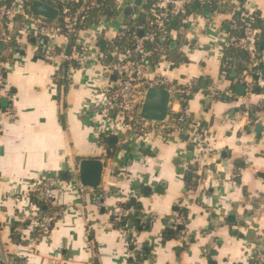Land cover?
I'll return each instance as SVG.
<instances>
[{"label": "crops", "instance_id": "crops-1", "mask_svg": "<svg viewBox=\"0 0 264 264\" xmlns=\"http://www.w3.org/2000/svg\"><path fill=\"white\" fill-rule=\"evenodd\" d=\"M9 1L17 10L9 31L22 37V47L20 57L7 62L12 97L0 100V264H257V255L264 253V179L259 177L264 131L256 130L264 125L242 113L244 106L262 107L264 85L255 80L249 102L234 107L226 93L238 95L243 75L223 74L222 46L236 35L231 34L233 22L242 14L258 13L264 23V0H220L213 9L188 8L179 28L171 30L153 67L192 87L184 106L170 105L175 114L187 108L192 126L169 141L145 139L133 130L114 132L98 105L108 59L71 64L62 77L63 65L47 59L40 33L30 30L27 37L20 32L26 0ZM135 1L121 0L112 18L94 22L74 43L73 37L52 31V45L75 56L83 49L106 56L128 22L150 19L142 3L133 16H125ZM100 40L107 42L104 48ZM260 54L264 62V48ZM188 129L205 133L213 148L210 158H203ZM85 159L105 165L98 189L80 183L79 165ZM47 178L57 181L54 204L65 211L31 244L26 241L36 210L31 193ZM121 207L133 219L128 227L134 233L122 232L113 222L111 212ZM178 214L184 217L185 240L172 229Z\"/></svg>", "mask_w": 264, "mask_h": 264}, {"label": "built area", "instance_id": "built-area-1", "mask_svg": "<svg viewBox=\"0 0 264 264\" xmlns=\"http://www.w3.org/2000/svg\"><path fill=\"white\" fill-rule=\"evenodd\" d=\"M75 1L77 3L76 10L72 11L68 7H63L62 11L60 10L63 16V29L68 38L79 36L83 32H86L87 28L83 29L82 27L87 23L90 13L102 6L101 0ZM148 2H152V8H154L151 10V13H157L158 15V20L156 22L157 27L163 30L164 32L162 33L168 37L169 33L166 31L167 28H165V26L173 16L176 17L180 14H185L187 6L191 4H210L211 0H141V3L146 6ZM119 6L120 1L116 3V10ZM26 14L27 12L25 13L24 11L25 22L20 32L22 34H28L27 37H31L29 34L32 31H34V34L39 32L40 34L36 35L44 40L43 48L48 60H59L62 65L69 64V66H71V64H86L89 62L103 63L106 59L110 60L106 66L107 81L99 92L98 105L102 107L103 112L112 122V130L114 132L133 130L145 139L158 138L163 141H169L189 126L191 123V116L187 108H183L182 112L175 114L171 111L170 107V114L167 120L162 123L148 121L141 116L145 95L149 88L169 90L172 94V100L176 93L184 94L187 97L192 96V87L190 85L182 87L180 84L167 78L166 75L154 70L151 61L153 51L147 49L146 45L155 42L159 31L153 32L146 30L138 21H132L134 24L133 35L135 37V48L132 51L125 50L119 52L115 48L111 55L107 54L104 57H99L93 56L89 53L88 49H83L80 51V54L75 56L74 54H66L62 49L57 50V46L52 45V31L56 30L58 34L63 35L60 28H47V26H44L43 19ZM16 15L17 10L15 7L0 4V52L2 53V55L0 53V100L2 96L12 97L6 83V70L8 65L6 58H19L18 50L22 47V37L20 35H13L9 31L10 25L14 21ZM238 21L233 22V27L235 29H241V33L238 35H231L227 42H223V50L225 47H235L239 51L248 54L251 62L256 64L259 57L257 35L260 29L255 25V18L251 14H242L240 21ZM125 34V29L120 30L116 39L123 38ZM2 45L5 46L4 52L1 50ZM115 58L117 59L115 60ZM256 75L259 77L258 82H262L261 84L263 86L264 69H260ZM111 76H116V81H111ZM240 83L245 86L244 95L238 96L234 91L226 93V96L231 99L232 105L236 108H241L242 104L249 102V99L254 95L256 90L255 82L251 80L248 74L241 77ZM174 101V103L183 105L180 101ZM244 107L245 110H243L242 114L244 116H250L249 109L246 108V106ZM254 123H261L264 125V109L255 114ZM191 126L192 125L189 126V129ZM189 129L187 131H189L192 138L191 140L198 146L199 150L202 152L203 158H210L213 154V148L205 136V133L196 131V129L191 132ZM203 183H205V181ZM55 185L56 182H53V179H46L41 182V184H38V186L36 185L33 191H35L34 193L37 195L38 199L41 201L42 199H49L52 204L56 201V194L53 189ZM85 191L86 189L83 188L82 193L85 194ZM61 211L62 210L55 211L50 216V219L42 222L31 220L28 229H30L32 233L26 236L28 237L26 241H29L31 244L37 243L44 234L51 230L52 224L60 219L59 216H61ZM111 216L113 222L120 225L122 232H135L134 227L122 226L124 220L130 218L128 210L122 207L117 208L111 212ZM183 226H185L184 217L178 214L174 220L172 229L178 231V228ZM180 232L183 236V240H185L184 233L182 231ZM16 264L22 263L17 262ZM257 264H264V253H259L257 255Z\"/></svg>", "mask_w": 264, "mask_h": 264}, {"label": "trees", "instance_id": "trees-1", "mask_svg": "<svg viewBox=\"0 0 264 264\" xmlns=\"http://www.w3.org/2000/svg\"><path fill=\"white\" fill-rule=\"evenodd\" d=\"M33 1L34 0H26L25 3H24L25 11L27 13H29V14H31L29 12V6H30V4ZM118 1H121V0H101L102 6L99 9H95V10H93L90 13V17L87 20V23L82 28L86 29V28H88V26H91L94 22H103L105 18H107V19L112 18L115 15L114 11L116 9V3ZM219 1L220 0H211L210 4H198V3L191 4V5L187 6L186 10L188 8L195 9V10L196 9H198V10L213 9L215 7V5H216V2H219ZM0 4H5V5H8L10 7L13 5L9 0H2L0 2ZM53 5L55 7H57V8H59L61 11H62L63 7H68L72 11L76 10V8H77V3H76L75 0H67V2H56ZM147 9H148L147 13L150 16V19L147 21V23L145 21H143L141 23L143 24V26H144V28L146 30L153 31V32H158L159 31L157 33V38H156L155 42L154 43H148L146 45L147 49L153 51V57H152L151 61L153 60L152 63H155V59L159 61L160 58L158 59V57H162L161 56V49H163V47L166 46V44H168V42L166 40L167 37L162 33L164 31L159 29L157 27V25H156V22L158 20L157 13H154V14L151 13V10L154 9V8H152V2H148L147 3ZM148 15H146V16H148ZM183 15L184 14H180L179 16H176V17L173 16L170 19L169 23H167L166 26H165V28H167L166 31L168 33H170L172 29H175L177 27L179 28V21H180V19L182 18ZM251 15H253V17L255 18V25L257 26V28L261 30V33H259L257 35V44H258L257 48H258V52H259V57H258L257 63L253 64L251 62V59H250L248 54L239 51L235 47H232V46L231 47H225L224 48V58H223V69H222V72H223V74L225 76L230 75V71H232V70L235 71L237 74H241V76L245 75V74H248V75H250L251 80L256 82L253 76L256 75V73L260 69L261 70L264 69V62H263V60L261 58L262 55L260 54L261 51L264 48V27H263L264 23H263V19L260 18L258 13L257 14L254 13V14H251ZM43 22L45 23V26H49V25L52 24V22L47 21V20H43ZM56 25H57L58 28L61 29L62 34L64 36H66L67 34H66L65 30L63 29L64 28V23H63V16L62 15L59 18V20L57 21ZM124 29L126 31L125 36L123 38L116 39L113 42V44H111V46L107 49V52H108L109 55H111V53L114 52L115 48L119 52H122V51H125V50H131L132 51L135 48V37L133 35V31H134L133 23L132 22H128L125 25ZM240 31H241V29H239V28L238 29L233 28V31L231 32V34L238 35V34L241 33ZM77 37L78 36H74L73 37L72 43L76 42ZM168 47H169V45H168ZM1 55H2V53H1ZM1 58H3V57H1ZM11 60L12 59L6 58L7 62H9ZM68 69H69V64H64L62 66V72L60 73V75L62 77L66 76V72H67ZM62 83L63 84H61V85H65L66 80H65V82H62ZM189 98L190 97H187L184 94H178V93H176L175 96H174V100L180 101L183 105L186 104V101ZM260 109L261 110L264 109V104L262 105V107L250 108L249 109V113H250V116H251L252 120L253 119L255 120V114L257 112H259ZM31 199H32L33 203L36 206L35 208L39 209L44 216L52 215V213H54L55 211L59 210V208L54 203H52L51 206H47V205L46 206H42L43 205L42 202L37 198V195L34 194V192L31 193ZM31 220H28V221L31 222ZM131 221H133V219L130 216L129 219L124 220L122 226L123 227H128L129 222H131ZM27 223L28 222H26V224ZM53 224H52V226H53ZM131 224L133 226L134 222L131 223ZM52 226H51V228H52ZM183 229H185V226H183ZM20 242H21V238H20Z\"/></svg>", "mask_w": 264, "mask_h": 264}, {"label": "water", "instance_id": "water-1", "mask_svg": "<svg viewBox=\"0 0 264 264\" xmlns=\"http://www.w3.org/2000/svg\"><path fill=\"white\" fill-rule=\"evenodd\" d=\"M141 0H137L134 6H127L124 10V14L127 17L133 16L134 7H140ZM29 12L43 20L50 22H56L61 16V11L59 8L39 0H35L29 6ZM107 45L105 40L99 41V47L104 48ZM1 50L5 51V46H1ZM117 58H115L116 60ZM109 63L110 60H107ZM256 81H259L257 75L253 76ZM113 81H116V76H113ZM259 91V90H258ZM237 94L242 96L245 93V86H237ZM172 101V94L169 90L160 88H149L145 95V101L142 107L141 116L145 120L162 123L167 120L170 114V103ZM6 104V99L3 100ZM244 122V121H243ZM264 127L258 126L256 132L263 133ZM113 143H118L117 138L112 139ZM108 155L110 152L107 153ZM104 163L97 159H85L80 162L79 165V177L80 183L85 188L98 189L102 184V177L104 172ZM259 177L264 179V173L260 172ZM182 230V227H179ZM209 264H217V262L211 261Z\"/></svg>", "mask_w": 264, "mask_h": 264}, {"label": "rangeland", "instance_id": "rangeland-1", "mask_svg": "<svg viewBox=\"0 0 264 264\" xmlns=\"http://www.w3.org/2000/svg\"><path fill=\"white\" fill-rule=\"evenodd\" d=\"M13 7H15L14 5H12ZM11 6V7H12ZM16 8V7H15ZM148 17H150L149 15H148ZM172 102H173V104H174V99L172 100ZM261 110V109H260ZM259 110V111H260ZM261 111H263V109L261 110ZM254 121L255 120H252V122L254 123ZM49 179H51V178H47V180H49ZM46 180V179H45ZM44 180H42V181H40V182H37V186H38V184H41V182H43ZM53 182H56V185L55 186H53V189L56 191V189H57V181L56 180H54L53 179ZM40 187V186H39ZM35 188V187H34ZM33 192H35V191H33ZM86 192V191H85ZM35 194V193H34ZM38 198V197H37ZM40 200V199H39ZM41 201V200H40ZM42 206H51V203H50V200L49 199H42ZM65 210H62L61 211V216H59L60 218L62 217V215H63V212H64ZM50 216L51 215H48V216H44L43 214H42V212L39 210V209H36L34 212H33V215H31V217L29 218V220H36L37 222H42V221H44V220H48V219H50ZM27 230V232H29V233H32L31 232V230L30 229H26ZM47 234V233H46ZM46 234H44V236L46 235Z\"/></svg>", "mask_w": 264, "mask_h": 264}]
</instances>
